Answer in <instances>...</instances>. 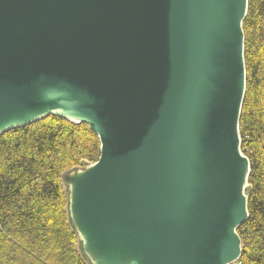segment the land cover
I'll return each instance as SVG.
<instances>
[{
	"label": "water",
	"instance_id": "obj_1",
	"mask_svg": "<svg viewBox=\"0 0 264 264\" xmlns=\"http://www.w3.org/2000/svg\"><path fill=\"white\" fill-rule=\"evenodd\" d=\"M241 9V0H0V112L66 86L83 96L103 131L101 140L88 127L100 143L96 172L128 212L125 231L141 238L145 219L161 235L150 264L240 257L247 196L241 205L230 122L245 91ZM246 13L247 0L241 23Z\"/></svg>",
	"mask_w": 264,
	"mask_h": 264
},
{
	"label": "trees",
	"instance_id": "obj_2",
	"mask_svg": "<svg viewBox=\"0 0 264 264\" xmlns=\"http://www.w3.org/2000/svg\"><path fill=\"white\" fill-rule=\"evenodd\" d=\"M242 23L245 92L240 150L249 162L247 220L233 264H264V0H247ZM87 124L47 116L0 136V264H84L66 215L64 174L97 162Z\"/></svg>",
	"mask_w": 264,
	"mask_h": 264
},
{
	"label": "bare ground",
	"instance_id": "obj_3",
	"mask_svg": "<svg viewBox=\"0 0 264 264\" xmlns=\"http://www.w3.org/2000/svg\"><path fill=\"white\" fill-rule=\"evenodd\" d=\"M241 2V13L237 15L235 24L239 27L241 24L242 28L243 22L240 21L245 10V0ZM85 101L72 86L49 90L37 98L0 112V132L52 114L74 124L85 122L103 140L99 121ZM238 124L236 113L230 126L236 140L234 154L240 160L235 171V188L242 205L247 196L245 190L248 187L246 182L248 162L238 147L240 141ZM69 180L70 213L78 232L77 236L85 243V253L89 260L95 264H150L144 257L146 258L161 243V235L150 222L136 219L144 225V234L141 238L128 236L123 226L124 222L120 219L128 212L118 207L120 203L106 192L108 188L111 190V184L113 185L108 174L99 175L94 163L84 169L73 171ZM102 187L104 190H101ZM129 216L133 218L131 213ZM234 224H231V230L234 229ZM138 246L142 247L139 249ZM233 263V258H230L221 264Z\"/></svg>",
	"mask_w": 264,
	"mask_h": 264
},
{
	"label": "rangeland",
	"instance_id": "obj_4",
	"mask_svg": "<svg viewBox=\"0 0 264 264\" xmlns=\"http://www.w3.org/2000/svg\"><path fill=\"white\" fill-rule=\"evenodd\" d=\"M248 2V1H247ZM73 172V171H72ZM72 172H68L66 174H64L61 178V184H62V190H63V193L66 197V215H67V221L70 225V228L71 230L73 231V233L75 234V241H76V250H77V253L80 257V259L84 262V264H95L93 262H91L88 258V256L86 255L85 253V243L82 241V239L77 236L78 235V232L75 228V225L73 223V220H72V217H71V213H70V192H69V185H70V174ZM247 191V190H246ZM69 202V203H68Z\"/></svg>",
	"mask_w": 264,
	"mask_h": 264
}]
</instances>
